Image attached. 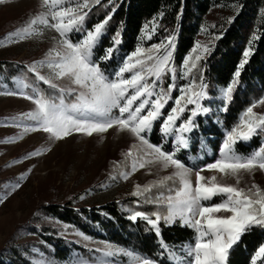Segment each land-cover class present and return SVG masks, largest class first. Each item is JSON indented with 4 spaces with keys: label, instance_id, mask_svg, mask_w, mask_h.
<instances>
[{
    "label": "snow or ice",
    "instance_id": "obj_1",
    "mask_svg": "<svg viewBox=\"0 0 264 264\" xmlns=\"http://www.w3.org/2000/svg\"><path fill=\"white\" fill-rule=\"evenodd\" d=\"M9 2L11 0H0V4ZM109 3H113V0H109ZM38 4L39 10L35 14L3 38V41L16 43L43 35L45 30L57 34L53 37V47L43 59L24 66L34 81L27 75L13 77L14 88L11 90L7 84L0 82V95L19 96L34 105L32 110L13 118L32 123L17 126L22 128L23 133L43 131L52 141L64 139L73 132L91 136L113 127L130 133L140 147L133 144L125 153L126 158H131L130 171L121 172L120 178L126 180L139 169L155 165L173 171L147 185H136L132 195L137 197L150 193L153 188L165 191H160L154 197L145 196L144 202L156 205L157 211L151 214L134 211L128 219L145 221L150 226L149 230H154L158 236L161 220L166 225L179 220L182 227L194 232L192 242L182 246V255L161 242V247L169 253L170 264H228L231 250L242 236L254 226L264 228V189L256 184L239 187L242 173L264 172V143L250 153H241L236 149L238 143L249 142L253 137L264 134V113L254 112V108L264 105V97L254 101L244 110L238 122L225 130L214 161L194 172L178 159L177 154L188 148L189 134L198 127L197 118L211 111L203 103L210 96L202 72L198 83L193 76L197 62L211 49L206 45H197L200 51L194 49L196 54L185 58L177 76L171 51L174 36L169 37L166 44L161 42L148 48L138 44L134 51L123 57L112 73H107L100 63L112 58L116 46L121 43L119 33L113 37V47L105 49L99 61L94 57L112 13L90 30L84 26L89 12L95 5H100L101 0H38ZM155 27L153 24V32ZM144 32L151 39L147 26ZM72 33H80V38L73 41L70 38ZM2 45L3 42H0ZM250 55V50L244 51L232 80L219 88L218 98L223 101L219 111L227 110L232 101L241 69ZM166 76H169L170 82L165 88L163 82ZM177 79L186 83L178 85ZM59 81L66 83L60 84ZM41 83L52 90L51 94L39 86ZM174 90L179 95L173 97ZM70 97L71 102H68ZM170 101L172 107L164 116L162 110ZM161 117V135L166 142L171 138L172 151L163 150L161 145L150 143L146 137ZM18 138H22V135ZM4 142H14V138ZM45 150L37 149L25 159L40 155ZM133 150H136L135 153ZM204 171H214L224 178H235L236 183H221L216 176L206 178L202 175ZM193 172L194 182L191 179ZM170 181L171 185L168 183ZM18 187V183L14 184L12 190ZM10 194L9 191L0 195V203ZM216 196L220 197L219 203H206ZM160 209L166 214H162ZM96 251L99 255L91 260L78 257L71 264H115L112 258L117 255L126 257V264H157L134 251L110 243H105L104 249ZM257 261L264 264V245L255 251L251 264H257Z\"/></svg>",
    "mask_w": 264,
    "mask_h": 264
},
{
    "label": "trees",
    "instance_id": "obj_2",
    "mask_svg": "<svg viewBox=\"0 0 264 264\" xmlns=\"http://www.w3.org/2000/svg\"><path fill=\"white\" fill-rule=\"evenodd\" d=\"M215 10L223 12V17L211 19ZM109 13H112V18L106 25L94 57L99 61L105 54V49L113 47V37L119 33L121 43L116 46L117 50L112 58L100 63L107 73H112L123 57L134 51L138 44L148 48L160 44L163 38L174 36L172 64L176 67L178 76L185 58L194 56V49L200 51L195 46L200 37L204 38L202 45H206L211 51L197 62L193 76L198 83L202 72L210 96L203 103L211 111L197 118L198 127L189 134L188 148L182 149L177 156L188 165L197 158H202L204 162L214 160L225 130L231 129L244 110L264 96V0H113V3L101 0V4L95 5L89 12L84 26L92 29ZM153 24L156 27L154 32L150 29L151 39H144L141 36L144 27H153ZM79 37L80 33L70 34L73 41ZM245 50H250L251 55L241 69L233 99L227 110L219 111L223 107V101L218 98V90L232 80ZM25 65L15 60H0V82L14 88L13 77L27 75L34 81L32 74L27 73L24 68ZM169 82V76H166L163 82L165 88ZM39 86L51 94L52 90L47 85L41 83ZM176 94L177 91L174 90L173 96ZM68 102H71V97ZM154 131L153 128L152 134ZM151 140L155 144L160 142L152 137ZM261 140L262 136L253 137L248 144L238 143L236 149L241 153H250L261 145ZM201 141H205L207 149L199 147ZM168 183L171 185L172 182ZM160 191L165 189L153 188L150 193L139 197L125 196L98 206L76 207L65 202L47 206L43 211L52 219L91 237L134 251L160 264H170L169 253L161 247V242L178 253L182 245L192 242L194 232L182 227L179 222L166 225L161 220L158 236L154 230H149L150 226L145 221L138 219L134 222L128 219L134 211L146 214L157 211L156 205L144 201L145 196L154 197ZM160 211L164 214L162 209ZM151 218L155 219L154 216ZM28 226L44 242V245H40L41 253L55 264L68 261L74 253L87 259L93 258L91 249L55 235L45 225L31 223ZM261 245H264V228L254 226L231 250L228 264H251L255 251ZM23 247L0 250V264H32L25 255L32 252L30 245Z\"/></svg>",
    "mask_w": 264,
    "mask_h": 264
},
{
    "label": "rangeland",
    "instance_id": "obj_3",
    "mask_svg": "<svg viewBox=\"0 0 264 264\" xmlns=\"http://www.w3.org/2000/svg\"><path fill=\"white\" fill-rule=\"evenodd\" d=\"M38 10V0H11L9 3L0 4V42H3L0 46V60H15L30 65L34 61L43 59L53 47L55 43L53 37L57 34L51 30H45L43 35H36L16 43L3 41L4 37L21 27L27 18ZM222 15L223 12L215 10L210 18L215 20L223 17ZM145 28L146 26L141 36L147 39ZM150 29L152 26L148 25V33H151ZM203 40L204 38L200 37L195 48L197 45H202ZM161 42L167 43V38H163ZM184 83L178 80V85ZM8 89L13 88L8 87ZM177 95H179L178 91L175 96ZM33 107L29 100L19 96L0 95V195L11 192L4 202L0 203V250L30 245L32 252L25 255L32 264L34 262L35 264H55L41 253L40 245H44V242L28 228V224L32 223L38 226L45 225L46 228L54 231L55 235L91 249L94 258L99 255L96 250L104 249L105 243L109 242L91 237L70 228L61 221L52 219L44 213V208L65 202L76 207L98 206L125 196H134L132 193L136 191V185H147L151 181L169 175L173 169L163 170L159 165L148 166L139 169L128 179H122L119 174L130 171L131 158H126L125 153L133 144L140 147L139 142L130 133L118 131L113 127L104 133H93L91 136L73 132L64 139L52 141L43 131L23 133L22 128L17 125L20 123L30 125L32 122L13 119L32 110ZM171 107L172 103L169 102L162 110L164 116H167ZM254 112L264 113V105L254 108ZM162 122L163 117L154 123V134L151 131L146 134V137L150 143L161 145L165 151H172V143L166 142L161 135ZM21 135L22 138H18ZM261 136L264 137V134ZM151 137L160 142L155 144ZM13 138L14 142H4ZM242 143L248 144V142ZM261 143H264V139ZM200 146L207 149L205 141H201ZM37 149L46 150L40 155L25 159L29 153ZM133 151L135 153L136 150ZM210 157L214 156L210 155ZM213 161L204 162L202 158H197L190 165L182 162L195 172ZM194 172L191 176L193 182L195 181ZM202 175L206 178L216 176L221 183L232 185L236 183L235 178H224L214 171H204ZM21 177L23 178L20 179ZM17 183L19 187L12 190V185ZM252 184L264 189V172L256 170L253 174H241L239 187H250ZM219 202L220 197L216 196L206 203ZM175 222L180 223L179 220ZM110 244L122 248L113 243ZM182 246L178 251L180 255L183 254ZM78 257L82 256L74 253L68 261L58 264H71ZM112 259L115 264H126L127 260L123 255H117ZM157 264L160 263L157 262Z\"/></svg>",
    "mask_w": 264,
    "mask_h": 264
}]
</instances>
